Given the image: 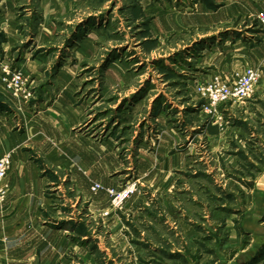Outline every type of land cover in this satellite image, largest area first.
Segmentation results:
<instances>
[{"label": "rangeland", "instance_id": "obj_1", "mask_svg": "<svg viewBox=\"0 0 264 264\" xmlns=\"http://www.w3.org/2000/svg\"><path fill=\"white\" fill-rule=\"evenodd\" d=\"M262 10V0H0V55L33 90L23 111L0 88V143L12 133L48 180L40 221L68 245L49 264H264ZM247 66L262 71L254 94L221 105V121L202 113L196 83ZM29 113L51 125L33 143L49 131L91 145L48 158L29 143ZM84 169L114 188L137 180V191L120 210L103 193L83 197L71 174Z\"/></svg>", "mask_w": 264, "mask_h": 264}, {"label": "crops", "instance_id": "obj_2", "mask_svg": "<svg viewBox=\"0 0 264 264\" xmlns=\"http://www.w3.org/2000/svg\"><path fill=\"white\" fill-rule=\"evenodd\" d=\"M12 101L17 105L14 99ZM17 107L24 111L27 103L21 106L17 105ZM38 113L25 114V133L28 131L31 133L30 145L39 144L44 150L49 151L48 158L54 161H56L55 158L58 159L54 150L59 146L64 150L70 147L71 150L77 152L82 144L85 150L91 145L86 137L83 139L79 137L80 144L75 143L73 145V143L68 142L66 145L65 143L68 141L66 137L69 138L66 133L56 134L58 143H54L53 138H55L56 132L53 134L49 131H47L49 137H45L43 143H33V140L40 138V135L36 134V131L38 133L39 130L37 127H43L41 125L51 127L43 116ZM56 124L59 123L56 121ZM17 140V137L15 138L11 133L0 143V156L8 153L11 158V167L3 180L7 187L6 195L4 200L0 202V264H28V262L32 263L33 261V264L37 262L38 264H49L51 261L59 260L62 256L61 252L66 250L65 248L68 245L63 230L54 229L40 221L42 206L48 207L50 203V199L44 194L48 180L46 177L40 176L35 164L27 161L19 153L20 143ZM75 146L79 149L77 150ZM82 162L84 166H87L86 162ZM71 181L76 187L80 188L83 197L88 196V193L90 195L103 193L102 195H105L109 202V198L104 191H97L96 193L91 191V184L100 181L89 177L85 169L83 173L73 171ZM100 183L104 186L113 187V185ZM102 195H97L95 201L92 199L89 209L93 208V201L100 205L98 207H103L104 197ZM30 255L34 257L31 258ZM54 257H57V259L54 260Z\"/></svg>", "mask_w": 264, "mask_h": 264}, {"label": "built area", "instance_id": "obj_3", "mask_svg": "<svg viewBox=\"0 0 264 264\" xmlns=\"http://www.w3.org/2000/svg\"><path fill=\"white\" fill-rule=\"evenodd\" d=\"M263 10L257 15L259 23L264 26V0ZM264 61V55H263ZM262 79V71L256 67H244L233 71L229 75H210L200 80L195 85L197 94L202 98L200 111L212 116L217 121L222 120L220 107L226 103L242 102L251 97ZM0 88L9 97L17 102L18 106L28 103L33 98V90L22 71L15 67L10 59L0 55ZM11 167L10 154L0 156V202L6 195V185L3 183ZM138 188L137 180H128L118 188L104 186L100 182L91 184V191H104L110 197V205L115 210H120Z\"/></svg>", "mask_w": 264, "mask_h": 264}, {"label": "trees", "instance_id": "obj_4", "mask_svg": "<svg viewBox=\"0 0 264 264\" xmlns=\"http://www.w3.org/2000/svg\"><path fill=\"white\" fill-rule=\"evenodd\" d=\"M13 64V63H12ZM14 65V64H13Z\"/></svg>", "mask_w": 264, "mask_h": 264}]
</instances>
